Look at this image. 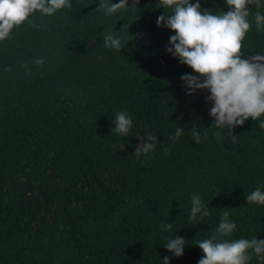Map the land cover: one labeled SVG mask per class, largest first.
Returning <instances> with one entry per match:
<instances>
[{
  "label": "trees",
  "instance_id": "1",
  "mask_svg": "<svg viewBox=\"0 0 264 264\" xmlns=\"http://www.w3.org/2000/svg\"><path fill=\"white\" fill-rule=\"evenodd\" d=\"M260 2L247 6L245 55L264 54ZM70 3L51 16L35 12L39 28L25 21L0 41V264H163L165 256L197 264L195 241L212 235L225 207L237 224L227 239H264V205L244 198L264 185V115L237 125L235 143L212 126L210 93L188 96L180 77L198 74L166 51L175 33L157 27L171 13L160 0L111 16L96 11L99 0ZM200 3L227 11L225 0ZM108 33L120 50L104 47ZM123 110L133 120L127 136L111 132ZM148 133L156 147L137 159ZM192 194L209 217L188 219ZM175 235L187 240L181 257L164 247Z\"/></svg>",
  "mask_w": 264,
  "mask_h": 264
},
{
  "label": "clouds",
  "instance_id": "2",
  "mask_svg": "<svg viewBox=\"0 0 264 264\" xmlns=\"http://www.w3.org/2000/svg\"><path fill=\"white\" fill-rule=\"evenodd\" d=\"M227 11L214 14L210 9H202L200 0H160L165 11L157 17V27L171 29L175 35L169 37L166 51L180 64L187 65L194 73L183 74L186 94L192 96L198 91L207 90L210 93L206 100L212 103L209 116L213 118L212 126L222 129L226 138L236 142L233 130L237 125L251 118L253 121L264 115V54H242V42L251 25L248 5L261 7L260 0H225ZM139 0H99L96 11H103L105 16H111L121 9L137 8ZM72 8L70 0H0V41L5 40L12 30L21 26L25 21L39 28L29 20L35 12L51 16L63 8ZM257 29L264 27V15L259 11L254 14ZM129 24H124L121 31H127ZM104 47L121 49V41L111 33L104 36ZM42 65V59L33 61ZM27 68V65H22ZM114 127L111 132L127 136L133 126V120L127 110L119 111L112 119ZM211 126V127H212ZM259 127L264 129V120ZM184 129L178 127L175 135L170 137L173 143L183 134ZM191 137L200 142L197 125L190 128ZM207 133L205 132V136ZM216 135L221 136L220 132ZM158 137L148 133L146 142L136 147L133 155L139 159L141 154L154 150ZM167 152V147L164 148ZM264 185L257 187L251 193H245L244 198L249 204L264 205ZM191 209L188 219L201 220L211 215L199 195L192 194ZM231 208L225 207L220 216L219 224L212 235L202 240H196L203 256L197 264H248L255 256L264 262V239L253 236L251 239H227L237 229V224L230 219ZM161 229L170 231L172 223L161 224ZM187 240L175 235L169 237L164 247L175 257H181ZM163 264H170V257H163Z\"/></svg>",
  "mask_w": 264,
  "mask_h": 264
}]
</instances>
